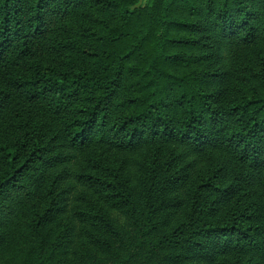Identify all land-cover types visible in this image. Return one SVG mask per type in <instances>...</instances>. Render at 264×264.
Here are the masks:
<instances>
[{"label": "trees", "instance_id": "16d2710c", "mask_svg": "<svg viewBox=\"0 0 264 264\" xmlns=\"http://www.w3.org/2000/svg\"><path fill=\"white\" fill-rule=\"evenodd\" d=\"M137 1L0 0V264H264V0Z\"/></svg>", "mask_w": 264, "mask_h": 264}, {"label": "rangeland", "instance_id": "374dc122", "mask_svg": "<svg viewBox=\"0 0 264 264\" xmlns=\"http://www.w3.org/2000/svg\"><path fill=\"white\" fill-rule=\"evenodd\" d=\"M144 1L145 0H138L137 2L143 3ZM67 150L73 153V156L69 160L56 164L51 168L52 172L55 173L57 177L56 188L59 191L60 203L62 204V208H68L72 200L74 191L83 186L82 182L77 181L74 178L73 172L78 168V164L82 160L84 151H78L71 147H68ZM105 150L112 158L116 160L123 158L126 163V168L130 173L131 180L134 181L136 166L133 162V159L137 156V152L116 150L111 147H105ZM64 215L65 213L63 211L60 212L61 217H64ZM51 226L52 224L48 226L49 233L51 231Z\"/></svg>", "mask_w": 264, "mask_h": 264}]
</instances>
